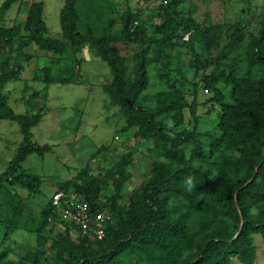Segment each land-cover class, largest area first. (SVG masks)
<instances>
[{
    "label": "rangeland",
    "instance_id": "rangeland-1",
    "mask_svg": "<svg viewBox=\"0 0 264 264\" xmlns=\"http://www.w3.org/2000/svg\"><path fill=\"white\" fill-rule=\"evenodd\" d=\"M3 1L0 0V5ZM32 1L35 0H15L11 8L0 16V26L23 23ZM44 2L49 34L60 37V10L65 0ZM161 2L78 1L81 16L78 29L82 32L90 25L97 34L120 35L124 13L136 8L142 11V18L134 25L143 27L148 36L159 40L145 54L149 81L140 91L137 103L153 112L158 109L160 99L171 102L173 108L170 114L162 112L156 115L163 130L179 142L186 159L192 157L198 147L197 141L206 153L194 160L198 171L186 176L181 189L168 190L170 212L176 216H187L193 238L191 245L180 248L174 255L157 251L152 258L132 249L111 258L107 264H192L200 254L198 243L203 235L235 219L232 203L216 200L217 195L208 184L216 181L224 171L237 188L246 183L245 177L255 170L247 168L243 153L226 141L220 124L224 107L221 103L235 102L230 86L222 81L217 83L225 98L223 102H215L213 87L206 86L202 78L205 73H217L221 69L227 72L231 67L236 69L237 74L264 77V60L258 59L259 54L264 55V0H181L179 10L189 12L202 24L215 27L208 45L185 44L183 41L187 40L188 33L182 31L171 35L172 23H166ZM235 31L243 35L237 44L232 42ZM112 44L124 55L127 73L133 74L141 45L120 41H113ZM195 53L203 57L219 56L221 61L196 74L191 65ZM18 57L24 68L18 79L4 85L3 91L7 90L9 102L17 112H23L21 109L27 106L28 99L36 102L32 108H35L34 113L41 112V118L32 127V140L50 144L52 148L42 156L37 153L28 155L17 172L12 173L38 175L39 181L34 190L30 191L16 178L13 184L4 178L0 181L1 264H37L32 258L38 248L36 229L43 219V209L60 183L84 173L97 179L101 184V199L107 202L103 209L112 215V224H115L120 217L117 210L126 205L130 196L139 192L153 176L155 162L176 166L183 163L166 154L167 148L162 140L143 136L142 125H128L123 110L111 102V96L105 89L112 79L111 72H92L88 78L83 74V62L82 72L79 73L80 61L71 47L61 56L38 49L32 43L24 47ZM47 73L55 77H70L73 81L46 82ZM181 94L188 102L182 109L177 108L176 101ZM21 96L26 99L25 102L20 99ZM212 140L220 142L214 146ZM21 141L22 131L18 122L0 119V174L4 173ZM263 149L260 141H256L253 151L257 156L263 154ZM124 156L129 158V163L121 176L115 171ZM233 199L236 200V197ZM234 206L240 208L239 203ZM251 211L254 213L256 209L253 207ZM60 234L68 235L70 240L66 243V240L60 241L49 249L41 264H70L78 246L96 244L92 240L82 242L83 234L76 226L57 218L43 231L49 247ZM251 237L255 245V264H264V240L258 233H253Z\"/></svg>",
    "mask_w": 264,
    "mask_h": 264
},
{
    "label": "trees",
    "instance_id": "trees-1",
    "mask_svg": "<svg viewBox=\"0 0 264 264\" xmlns=\"http://www.w3.org/2000/svg\"><path fill=\"white\" fill-rule=\"evenodd\" d=\"M77 1L65 0L61 7L60 37L49 34V27L44 18V0H35L30 3L23 23L0 26V119L17 121L23 133V141L7 170L0 174V181L4 178L13 184L16 178V181L22 182L30 191L34 190L39 181L38 175L22 172L13 175L12 173L17 172L28 155L37 153L42 156L44 152L52 148L50 144H39L32 140V126L39 122L41 112H16L8 102V95L3 91L4 85L10 80L18 79L24 68L23 63L19 62L18 55L22 54L24 47L32 43L38 49L51 51L61 56L71 47L76 58L81 62L83 57H80L78 53L89 45L109 66L112 79L105 85V89L111 96V102L123 110L128 125H142L143 136H153L162 140L167 148L166 154L183 164L176 166L168 162H155L153 176L139 192L130 196L126 205L117 210L120 217L115 224H109L105 237L92 240L96 244L78 246L70 264H107L111 258L132 249L144 252L150 258L155 256L157 251L174 255L180 248L191 245L193 238L186 214L176 216L170 212L167 205L168 190L181 189L186 176L198 171L193 163L194 160L202 155L205 156L206 153L202 151L200 141H197L198 147L195 148L192 157L186 159L184 151L179 147V142L163 130L156 115L162 112L170 114L173 108L171 102L160 99L158 109L153 112L147 111L137 103L140 91L149 81L145 54L152 44L159 40L148 36L143 27L134 25L142 18V11L136 8L124 13V25L120 35L97 34L90 25H87L86 30L82 32L78 29ZM14 2L15 0H4L0 5V16L10 9ZM180 2L181 0H162L161 2V8L166 14V23H172L169 33L171 35H177L180 31L188 33L187 40L183 41L185 44H210L215 27L202 24L189 12L179 10ZM242 36L240 31H235L233 44H237ZM113 41L136 42L141 45V51L133 65V74L127 73L125 57L112 44ZM26 56L30 58V55ZM258 59L264 60V55L259 54ZM220 61L219 56L203 57L200 53H195L191 65L198 74L214 62ZM202 79L206 86L213 87L215 102H223L225 98L217 83L222 81L230 86L231 96L235 102L221 103L224 107L220 124L226 141L237 146L243 153L246 167H252L255 170L252 175L248 174L245 177L246 183L237 188L231 184L230 177L224 171L216 181L208 184L217 195L216 200L232 203L235 219L232 223H223L203 235L202 241L198 243L200 254L193 259L192 264H255V245L251 241V235L258 233L264 240V152L257 156L253 151L256 141H260L264 148V77H255L250 73L237 74L236 69L231 67L227 72L221 69L217 73H205ZM44 80L55 83L73 81L70 77H55L49 73ZM176 101L177 108L182 109L188 105L182 94L177 96ZM219 142L212 140L211 144L217 146ZM128 163L129 158L122 157L116 165L115 172L121 176L124 175ZM84 174L60 183L57 189L83 195L92 209H103L107 202L101 199L100 182ZM234 196L236 200L233 199ZM235 203H239V209L234 206ZM253 207L256 209L254 213L251 211ZM42 217L36 229L38 248L32 257L37 264H41V260L47 257L49 249L57 246L60 241L66 240V243L70 240L68 235L60 234L50 247L47 245L43 231L51 222L49 217H52L53 221L56 220V214L51 207V198L43 209ZM85 240L90 239L82 235V242ZM60 254L63 258V253ZM2 256L3 254L0 253V264Z\"/></svg>",
    "mask_w": 264,
    "mask_h": 264
},
{
    "label": "built area",
    "instance_id": "built-area-1",
    "mask_svg": "<svg viewBox=\"0 0 264 264\" xmlns=\"http://www.w3.org/2000/svg\"><path fill=\"white\" fill-rule=\"evenodd\" d=\"M52 211L56 218L68 222L90 240L103 239L113 217L104 209L94 210L89 201L80 194L65 189H56L51 195ZM53 221L52 217H49Z\"/></svg>",
    "mask_w": 264,
    "mask_h": 264
},
{
    "label": "crops",
    "instance_id": "crops-1",
    "mask_svg": "<svg viewBox=\"0 0 264 264\" xmlns=\"http://www.w3.org/2000/svg\"><path fill=\"white\" fill-rule=\"evenodd\" d=\"M79 1V0H78ZM78 1H77V9H78V12H79V20H80V11H79V8H78ZM44 18H45V10H44ZM57 37V36H56ZM79 56L80 57H83V59L81 60V62H80V66H79V73L80 72H82V67H81V65H82V63L83 62H85L83 65H85V69L83 70V74H85V75H87V77L89 78L90 77V75L92 74V72L93 73H99V74H102V73H108V72H110V69H109V66H108V64L105 62V61H103V60H101L97 55H96V53H95V51L93 50V48L92 47H90L89 45H86L83 49H81L80 51H79ZM91 63H93V64H96L97 66H91ZM16 80V79H15ZM11 81H14V80H10V81H8V82H11ZM5 93L8 95V102L10 101V95H9V93L7 92V90L5 91ZM27 98H29V97H27ZM20 99L23 101V102H25V100L26 99H22V96L20 97ZM27 103V106H25L23 109H21V107L20 106H17V107H19L21 110H23V112H26V111H29V112H34V109L35 108H32V107H34V105H36V102H33L32 100H30L29 101V99H28V102H26ZM9 104H10V102H9ZM15 104V103H14ZM11 105V104H10ZM23 107V106H22ZM14 109V108H13ZM16 111V110H15ZM17 112V111H16ZM2 119H6V118H2ZM11 120V119H10ZM33 127V126H32ZM32 133H33V131H32ZM22 141H23V133H22ZM22 141H21V143H22ZM21 143L19 144V146L21 145ZM19 146H18V148H19ZM17 148V149H18ZM17 152V151H16ZM15 152V153H16ZM12 160V159H11ZM10 160V161H11ZM10 161H9V163H8V166H9V164H10ZM24 162V161H23ZM22 162V163H23ZM8 166H7V168H8ZM7 168L5 169V170H7ZM4 170V171H5Z\"/></svg>",
    "mask_w": 264,
    "mask_h": 264
},
{
    "label": "water",
    "instance_id": "water-1",
    "mask_svg": "<svg viewBox=\"0 0 264 264\" xmlns=\"http://www.w3.org/2000/svg\"><path fill=\"white\" fill-rule=\"evenodd\" d=\"M251 179H252V178H251ZM251 179H250V180H251Z\"/></svg>",
    "mask_w": 264,
    "mask_h": 264
}]
</instances>
